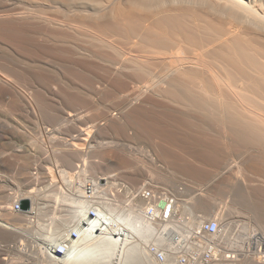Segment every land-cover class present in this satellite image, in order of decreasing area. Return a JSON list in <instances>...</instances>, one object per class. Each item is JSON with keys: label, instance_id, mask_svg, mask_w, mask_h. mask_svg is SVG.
Returning a JSON list of instances; mask_svg holds the SVG:
<instances>
[{"label": "bare ground", "instance_id": "bare-ground-1", "mask_svg": "<svg viewBox=\"0 0 264 264\" xmlns=\"http://www.w3.org/2000/svg\"><path fill=\"white\" fill-rule=\"evenodd\" d=\"M3 51L13 58L0 54V112L12 124L28 113L41 130L35 153L14 148L15 162L0 164L29 185L56 187L47 195L51 207H75L49 231L39 263L103 264L112 254L110 264H242L238 247L250 264H264V0H0ZM107 135L115 141L102 142ZM129 145L151 154L128 155ZM110 154L125 170L119 177L104 166ZM40 158L48 162L45 178L30 173L42 168ZM178 183L204 188L190 189L188 197L197 193L189 199L173 194L174 222L144 223L140 189L171 184L178 191ZM14 193L3 198L0 233L18 234L22 221L39 216V191L18 212ZM93 204L102 220L86 217ZM189 207L203 211L191 227L183 222ZM212 214L218 236L197 240L210 237L199 225ZM71 224L81 234L66 242ZM149 240L162 261L141 245ZM60 242L68 247L63 257L53 253ZM13 255L0 264H24Z\"/></svg>", "mask_w": 264, "mask_h": 264}, {"label": "rangeland", "instance_id": "rangeland-1", "mask_svg": "<svg viewBox=\"0 0 264 264\" xmlns=\"http://www.w3.org/2000/svg\"><path fill=\"white\" fill-rule=\"evenodd\" d=\"M112 41H114V40L112 39ZM3 52L6 53V51H3ZM3 52H0V54L8 56L10 58H13V55L11 53L8 52L9 54L8 53L5 54ZM126 52L131 54L133 51L129 50ZM135 54L132 53V55H135ZM141 58L146 59V58H148V56L147 57L141 56ZM95 112L96 111H93V112L91 111V113H89L88 116H90V114H91V116L94 115L93 113H95ZM87 114H88V112H87ZM36 125H37V122L34 121L33 117L31 115H29L28 113H24L21 117H18V124H12L10 117H8L5 114L0 112V130H7V131L12 133V136H5L4 137V136H2L3 132H0V160H2V161L8 160V161L13 163L15 156H16V152L14 153V148H17L18 150L26 148V150H28L29 153H31V152L35 153L36 150H38L39 145H38L37 141L34 139L37 136L38 130L40 129V126H39V128H37ZM41 128L44 129V128H46V126H43ZM49 128L50 127H47V129H49ZM23 132L28 136L27 139L29 142H31L30 145H26L28 142H21V140H18L19 137H21V135L18 136V134H20V133L23 134ZM105 137H107V138H105ZM111 137L112 136H109V135L102 137V139H103L102 142H104V141L107 143L111 142V141L114 142L115 140L113 139V137L112 138ZM18 146H21V148H18ZM136 148H137L136 146H132V145L125 146V153L128 155L133 153V155L136 154L137 156L145 157V158L149 157L148 156L149 153L147 154V152H150V154H151L150 148L147 147L146 145H141L139 147V149L142 148L141 149L142 151H139L137 149V151H139L140 154H139V152H137L135 150ZM144 153H145V155H144ZM42 158L44 159V157H42ZM42 158H40V163L43 161L41 163L42 168L41 169L40 168L33 169V167H32V169L30 170V173H32L34 176L45 178L49 175V168L48 167H47L48 169L46 168V166L48 165V162H46L47 160L44 161V160H42ZM11 160H13V161H11ZM94 160L96 161V160H98V158L97 159L94 158ZM20 161L23 162L25 160H23V158H22V159H20ZM104 162H106V163L108 162L107 164L105 163L106 165L104 164V166H107L106 168L112 167L109 169H111V170L113 169L112 172L116 173L118 175V177L122 175V172L123 173L125 172V170L120 169V167L117 166L118 157L116 155L114 156V154H110L107 157V160ZM158 164H161V163L158 162ZM108 165H109V167H108ZM114 165L116 166V168ZM106 168L103 167V169H106ZM103 173H104V171H102V174ZM27 177H29V176H27ZM98 177H101V175H99ZM14 179L15 180L20 179L19 181L21 183L20 184H18L17 182L15 183ZM23 180H24L23 176L19 175V171L17 169L5 167V166L0 164V205H1L0 207H3L4 206L3 201L6 202V200H7V199H3L5 197V195H7V194L9 195L10 193H12L14 191L16 192L14 194H16L18 196V199L15 200V202L19 201L20 199H24V197H26V196L28 197L29 194H34L35 191H37V192L39 191L40 194H42V196L44 197V198L38 197L40 199L39 200L37 199L35 202L36 209L40 211L39 216H37L36 218H29L28 217V218H26V221H22L21 222L22 225L27 224L26 227L22 226V229H21L22 231H20L18 234H13L10 232L0 233V250L3 248L2 252L0 253L1 254L0 259L1 258H4L5 260L10 259L11 255L14 256L13 253L14 254L17 253L18 257L22 258V262L24 264H26V262H27V264H30V263L34 264L35 262L38 264H54V262L47 259V257L45 258L46 260H44V259L40 260V263H39V259H36L38 257V256H36V254L41 252L40 248L44 250V248L46 247V242H45L46 237L48 236V234L50 232H55V230H56L55 226L57 227V224H55V223H57V219L69 218V216L71 215V213L75 209V207L72 205H69L68 202H66V203L59 202L57 205H54L53 207H51L52 201L50 200V198L47 197V195H48V193H49V195H50V193L52 194V192H54L56 194L59 193L57 191L56 187L50 189L46 186V184H40V183L39 184L37 183L36 185H34V183H31V185H29V183H28L29 179L25 178L24 182H23ZM177 180L179 182H181L179 180V178H177ZM179 184L180 183H178V191H176L174 186H172L171 184H169L170 187L169 186H162V185H157V186L162 187L166 190L168 189L167 191L176 195V197L178 199H189L192 197V195L194 193L195 194L197 193V191H195L192 195H189V197H188V194L190 192L197 190L199 188L200 189L204 188V187H198V186L196 187L195 185H194L195 186L194 188L193 187L188 188L187 186H183L181 184L179 186ZM153 186H155V184ZM192 186H193V184H192ZM36 189H38V190H36ZM190 189H192V190L190 191ZM31 191L34 193H32ZM117 191L118 192L122 191L121 186ZM188 191H190V192L188 193ZM68 192H71V188H68V187L62 188V193L69 194ZM73 192L75 193V195H77V192L75 190H73ZM177 192L184 195V196H182V197L178 196ZM87 196H89V195H87ZM109 199L113 200L114 204L120 203V198L118 196H116L115 194H113L111 197H109ZM15 202L13 201L12 204L14 205ZM37 202H38L39 206L37 205ZM214 204H215L214 201L211 200V201H208L207 206L212 208V211L215 212L216 210L218 211L220 207H219V205L217 206ZM13 205L11 207H13ZM196 214L194 215L192 210L189 207L188 209H186V212L184 213L183 222L184 223H185V221L188 222V226H189V223L192 222V220H195L197 217L201 218L203 216V211L198 212L197 217H196ZM214 215H216V214H214ZM214 215L212 216V218H209L207 220H203L202 223H206L207 221L216 219L217 216H214ZM194 217H196V218L194 219ZM71 226H74V224H71ZM189 227H191V225ZM199 227H200L199 230L201 231L202 225L200 224ZM220 229H222V227H220ZM67 231H68V229H67ZM185 231H188V230L187 229L184 230L183 228L180 230L182 235H187V233ZM217 236H218V234H216L213 237H206V238L198 237L197 240H202V242L208 243V241H210L212 238L216 239ZM223 242H226V241L223 240ZM141 245L143 247H145V246L150 247L151 245H154V244L151 240H149L147 242L141 243ZM224 246H227V244L225 243ZM38 249H39V251H38ZM163 249H165V248H163ZM228 249H230V247ZM233 250H234L233 252L237 256V258H236L237 260H239V259H240V261L243 260V262H241L242 264H250L248 262L247 256H245L244 254L241 253L240 248L236 247ZM161 252H163V250ZM8 255H10V257ZM180 256L182 257V255H180ZM14 257H16V256H14ZM111 258H113L112 254L109 256V259H107L106 261L103 262V264H108L107 261H109V264H110ZM182 260L183 259H181L180 261H182ZM41 261H42V263H41ZM91 262H93V261H91ZM66 264H68V263H66Z\"/></svg>", "mask_w": 264, "mask_h": 264}, {"label": "built area", "instance_id": "built-area-1", "mask_svg": "<svg viewBox=\"0 0 264 264\" xmlns=\"http://www.w3.org/2000/svg\"><path fill=\"white\" fill-rule=\"evenodd\" d=\"M138 199L143 203V207L140 211L141 218L144 223L148 225L154 224H169L177 220L178 210H177V199L176 197L167 191L166 189L158 186H147L139 191ZM20 199L15 202L13 211H20ZM104 213L97 204H93L86 213V217L90 220H102ZM220 230L219 224L216 220H210L203 223L201 227V232L207 236L213 237L218 234ZM81 230L76 226L69 230L66 237V242L76 240L79 238ZM66 242L57 243L53 248L54 254H59V257H63L68 254V247ZM150 254H156L157 259L163 260V255L158 253L154 246L149 247ZM207 257V256H206Z\"/></svg>", "mask_w": 264, "mask_h": 264}, {"label": "water", "instance_id": "water-1", "mask_svg": "<svg viewBox=\"0 0 264 264\" xmlns=\"http://www.w3.org/2000/svg\"><path fill=\"white\" fill-rule=\"evenodd\" d=\"M30 208L29 201L27 199H22L20 203V209L22 211H28Z\"/></svg>", "mask_w": 264, "mask_h": 264}]
</instances>
